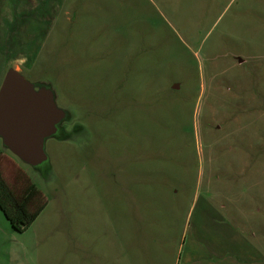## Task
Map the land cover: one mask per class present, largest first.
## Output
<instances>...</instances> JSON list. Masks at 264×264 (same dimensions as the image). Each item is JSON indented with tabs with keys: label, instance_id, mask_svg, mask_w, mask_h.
Returning a JSON list of instances; mask_svg holds the SVG:
<instances>
[{
	"label": "rangeland",
	"instance_id": "374dc122",
	"mask_svg": "<svg viewBox=\"0 0 264 264\" xmlns=\"http://www.w3.org/2000/svg\"><path fill=\"white\" fill-rule=\"evenodd\" d=\"M49 2L34 59L0 54L65 113L41 164L0 137L47 199L0 210V264H206L237 207L264 232V0Z\"/></svg>",
	"mask_w": 264,
	"mask_h": 264
},
{
	"label": "trees",
	"instance_id": "16d2710c",
	"mask_svg": "<svg viewBox=\"0 0 264 264\" xmlns=\"http://www.w3.org/2000/svg\"><path fill=\"white\" fill-rule=\"evenodd\" d=\"M49 1L52 0H0V21L1 18L4 20L1 14L6 9L9 11L10 16L6 20V24H2L4 26L3 30H5L0 35V54L11 55L16 51L24 50V56H26L28 62L34 59L43 41L44 33L48 31L47 27L51 23L50 20V22H47V16L53 8L51 4L53 2ZM24 26H27V29ZM32 33H38V37H41V39L37 37L38 39L33 38L29 42L27 38ZM11 57L7 56L4 60ZM5 157L7 161L10 160L0 150V159ZM13 166L15 167L13 173L7 171L11 179L8 175H5L0 166V210L12 229L22 232L42 211L47 199L26 173L14 163Z\"/></svg>",
	"mask_w": 264,
	"mask_h": 264
},
{
	"label": "water",
	"instance_id": "95a60500",
	"mask_svg": "<svg viewBox=\"0 0 264 264\" xmlns=\"http://www.w3.org/2000/svg\"><path fill=\"white\" fill-rule=\"evenodd\" d=\"M64 115L50 89H35L14 68L6 71L0 84V137L14 155L30 165L44 162V139L57 132Z\"/></svg>",
	"mask_w": 264,
	"mask_h": 264
},
{
	"label": "crops",
	"instance_id": "0c3cea01",
	"mask_svg": "<svg viewBox=\"0 0 264 264\" xmlns=\"http://www.w3.org/2000/svg\"><path fill=\"white\" fill-rule=\"evenodd\" d=\"M247 209L237 207L235 211L238 214L228 215L229 218L238 221L229 220L226 230L223 226L225 243L220 244L221 251L214 248L206 250L205 258L208 259L206 264H264V232L261 229L253 232L247 228L246 216L253 214V211ZM207 247L209 245H206L205 249Z\"/></svg>",
	"mask_w": 264,
	"mask_h": 264
}]
</instances>
